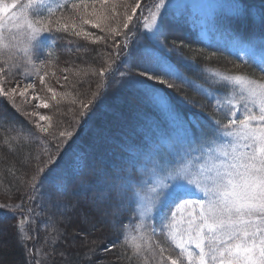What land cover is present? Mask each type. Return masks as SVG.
Wrapping results in <instances>:
<instances>
[{
	"label": "snow or ice",
	"instance_id": "1",
	"mask_svg": "<svg viewBox=\"0 0 264 264\" xmlns=\"http://www.w3.org/2000/svg\"><path fill=\"white\" fill-rule=\"evenodd\" d=\"M122 6L121 21L116 19L120 15L116 0L111 4L109 0H103L99 8L95 3H72L67 16L63 11L57 15L58 10L65 7L59 0L55 4L51 0H26L23 3L21 0H0V97L14 105L17 95L24 97L28 88H35L31 83L19 92V84L6 88L8 78L22 71L26 79L33 75L39 77L40 84L59 105L68 94L58 93L45 84L44 77L49 73L44 71L41 75L47 67L41 57L46 55V49L55 45L57 34L70 30L76 37L103 41L104 36L93 38V34L83 28V25H91L101 29L102 23L104 31L114 37L123 36V46L127 47L128 33L119 29L131 31L129 25L141 4L137 0L133 6L125 0ZM182 7L187 8V5H179L176 0H155L141 20L151 44H144L133 36L137 48L123 53V59L122 53L117 51L108 67L100 69L101 76L118 73L119 80L115 83H129L143 101L166 112L172 124L171 132L162 141L143 147L123 146L128 159L112 173L113 183L107 197L108 207L112 210L110 214L120 216L128 210L133 213L135 225L131 226V231L122 226L121 236L123 246L131 250L130 259H134L135 264H264V39H244L226 23L251 15L243 0H233L227 6L207 5L209 30L218 34L231 54L241 61L233 67L251 65L261 75L253 78L254 74L206 69L210 71V84L231 90L221 93L195 85L170 60L173 53H179L186 45L183 41L178 45L175 40L169 45L166 39L165 18L175 17ZM41 9L46 14H42ZM112 20L117 27L109 25ZM260 23L264 25V10L260 13ZM6 28L8 37L4 35ZM115 47L120 49L121 45ZM17 50L23 53L19 59ZM134 56L135 66L143 71L136 72L126 63ZM180 60L186 66L199 67L182 54ZM121 67L125 70L121 71ZM158 73L194 86L208 96L217 111L224 114L226 123L209 114V133L201 141H195L189 125L172 110L167 93L157 86L171 89L173 85L162 80ZM64 79L67 81L68 77L64 76ZM32 98L38 100V107H50L47 99ZM181 99L188 103L186 98ZM80 105L85 110L82 115L90 118L92 101H81ZM24 115L39 116L36 126L41 133L47 134L45 139L55 149V152L49 150L46 153L44 167L36 168L31 180L35 191L37 182L42 185L45 180L58 178L63 160L59 145L66 144V152L71 143H75L74 132L58 130L59 125L54 128L51 117L38 112ZM40 121L49 123L45 125ZM31 135L35 136L34 133ZM18 139L22 141L27 137L20 133ZM99 174L102 177L109 175L103 170ZM193 186L199 198H190ZM157 213H160L159 223L156 222ZM23 225L24 221H20L21 229Z\"/></svg>",
	"mask_w": 264,
	"mask_h": 264
},
{
	"label": "rangeland",
	"instance_id": "2",
	"mask_svg": "<svg viewBox=\"0 0 264 264\" xmlns=\"http://www.w3.org/2000/svg\"><path fill=\"white\" fill-rule=\"evenodd\" d=\"M24 1L26 2V0ZM69 1L70 0H59V2H61L62 4H65L66 2H69ZM51 2L55 4L58 2V0H51ZM102 2L103 0H96L92 2H83V3H87L90 5L95 3L97 8H99ZM112 2L113 0H109V4H111ZM136 2L137 0H126L127 4L133 5V6L136 4ZM232 2L233 0H176L177 4L182 5V6L188 5L190 7L191 9L190 14L192 16L194 15L196 17L195 20L199 21V32L206 39L210 41H214V42H221L223 44H225L224 40L218 34L209 30L211 28V24L209 21V9L206 6L207 5H218V4L227 6L228 4ZM116 3H117V13L120 14L116 17V19L122 21L123 19L122 13L124 11V8L122 5L125 3V0H116ZM153 3H155V0H140L141 8L137 10V14L133 18L132 24L129 25V29H131V31L122 29V27L119 29L121 32L128 33L130 42L128 43L127 48H129L130 46H133V44L135 43V40L133 41V37L131 36H135L136 39H139L142 42L144 41L143 38L149 39V35L143 28L141 20H142V15H147L146 10ZM63 13L66 16L70 15V11L68 10L63 11ZM59 14L60 12L57 13V15ZM173 19L174 18L171 15H169L165 18V21H164L166 33H167V28L169 32L168 37H166L169 45H171V42L173 40L177 41L178 45L180 44L181 41H183V44L186 46H182L180 50L185 51V53H192L195 50L194 44H192V42L189 39H187L185 35L181 33V31L178 30L177 26L173 25L171 21ZM76 22L79 25V21L77 20ZM108 23L111 27L118 26L114 20L109 21ZM226 23L228 22L226 21ZM83 28L85 31L91 32L93 34V38L95 36H104L103 41H98V42L103 43L102 44L103 49L102 51L100 50L102 55L99 56L101 54L99 52L98 56H92V48H90V46H87L86 43L83 42L86 38L84 39L83 37H76L72 34L70 30L68 32L69 34L68 36L70 39L69 43L71 44L70 52L72 53L66 54L68 56L67 59L63 57V59H61L57 65H54L52 63L51 65H48V67L45 68V71L49 72L50 70L49 73L52 75V76L50 75L51 79H54V80L56 79L59 81V83L61 82L60 83L61 89H57L56 87H53V88H55L58 93H67L68 94L67 98L63 99L61 103L57 105L55 101L51 99V93H46L45 91L46 87L44 85H41L40 83L34 84L35 75L31 76L30 79H26L25 76L22 74L21 76H17L19 74L17 73L15 76H10L8 78V83L6 84V88L16 87V85L19 84V88H17V92H19L21 89H24L27 84H30V83L34 84L35 88H28L25 92L24 97L17 95L15 97L14 105L10 101L11 105H13L16 109H18L15 112H18L19 115H15L14 117L12 115L10 117V115H8V113L4 110V107L0 105L1 118L5 119L6 116H8L7 118L9 120L11 119L15 121L17 118L21 117V118L26 119L27 117L36 126L35 122L39 121V116H35V117H32L30 115L26 116L24 115V113L30 114L32 112H38L40 115L51 117L50 122L52 123L54 128H56L57 125H59L58 130H65V129L71 130L74 132L75 137L78 132H81L83 130L85 125L87 129L88 123L91 121V119L85 115H82V113L85 110L81 108L80 102L83 101L84 103H87L90 100L89 95L91 92L94 93L96 92V90L99 91V89L101 92L102 82H104V80H107L109 75L106 76L107 74L106 73L105 75L101 76L99 74L100 69L104 68V66L105 68L108 67L109 62L115 59V55L117 51H120L122 53L121 59H123V53H126L127 50L125 49L126 47L123 46V36L114 37L112 34H109L108 32L104 31L103 23L101 25V29H96L92 27L91 25H83ZM105 33L107 34L104 35ZM4 35L6 37L9 36L8 28L5 29ZM241 36L244 39H249V38L244 37L243 35ZM260 39L261 38L256 39V40L258 41ZM86 40L93 41V39H86ZM116 44H120L121 48L117 49L115 47ZM133 50L135 49L133 48ZM177 54L179 56L180 52L173 53V55H175L177 58L180 59V57H178ZM22 56H23V53L17 50V59H19ZM90 56H91V59H89ZM0 60H2V58H0ZM118 62L120 61H116V63ZM62 63H64L65 66H62ZM222 63L225 64L224 67L219 66V64H222ZM183 64L185 68L188 70V72L186 71L185 73L194 74V77L197 75L200 77V79H191L190 76L184 74L189 80L193 81L196 85H201L204 88H208L214 91H219L221 93L230 91L231 89L230 88L229 89H218L217 85L210 84L209 83L210 71H223V72H228V73H238L236 72V70H232V67H230V64L228 63V60L221 61V63L215 65L218 68L219 67H221L222 69L224 68V70H221V68L218 69V68H213L210 66H201V67L199 66L198 68L189 67V66H186L185 63ZM121 68H122V71L125 70L124 67H121ZM65 69H68V71L65 72L64 71ZM206 69L210 71H206ZM55 70L57 71L56 73H55ZM112 75H110V77ZM64 76L68 77L67 81H65ZM259 77L260 76H254L253 78H259ZM48 79H49L48 75L44 77L46 85H47ZM161 79L168 80L169 83L173 85L172 88L177 90V97L181 101V104L176 102V105L178 107H181L182 104L185 102L184 99H181V97L184 96V94L181 93L180 91V88L182 87V85L180 83L175 84L174 81L171 80L170 78L161 77ZM109 82L112 85H115V86L117 85L114 79H111ZM47 86L51 87L52 85L50 84V82H48ZM157 86L164 89V91L166 89V86L164 85L158 84ZM125 90L121 92L124 97H122L119 93H117V90H115L108 97L106 102L105 101L102 103L97 102L96 108L98 109L99 113L96 112L95 119L93 122L96 127L93 128V130H91L90 133H92L91 138L94 137L93 135L98 132H99L98 134H101V135L98 138L96 137V141H95V138L93 139L90 138L91 139L90 143L93 144L95 150H94V155L89 158V165H90L89 170L86 172L84 177H79L78 179H76L70 184L71 190L68 191L66 196L63 197L64 200L70 201V205L68 204V205H65L64 207L62 205L61 207L58 206L59 201H62V195L58 193V191H60V187L57 184L54 187H52V185L49 184L48 180L44 181L41 187L40 185L39 187L37 186L38 188H36L35 191H32L31 196H29L31 197V199H28V201H30L31 207L34 209L36 208V206H35V202H33V199H35V197L37 196L39 197V195H41L42 193L41 195L42 198L40 200L41 203H39L41 205V208L43 209L45 208V206L50 207V214L54 215V217H52L51 215L45 218L46 220H44V222L42 221L43 223L41 225H46V223L50 222V227L52 228V226L55 225V223L53 224V221H54L53 218H55L56 222L60 223V226H59L60 230H55V232L57 231L56 233H58V235L55 234V237H52L53 239H51L50 235H47L48 233L45 232V230H43L40 240L45 246H35V251L36 250L40 251L42 247L45 248L43 250L44 256L42 259L36 257L37 263L35 264H111V261L115 259L114 258L115 255L110 252H112L111 246L116 241L115 239L116 235L112 234L111 236V234L109 233L112 232V228L109 229V225L107 222H106V225L105 223H103L104 221H106L105 218L108 221L113 216L110 214L111 213L110 211L108 212L107 205L105 203V201H108L107 197L109 196L111 192V184L113 183V179H110V176L102 177L99 173L101 170L105 168V166L108 165L106 163L107 161L112 162L113 158L115 159V157H113L112 154H114V152L117 151V149L111 150L109 148L114 145H111V143L108 141L106 137L107 130L113 129L116 131H119V130L121 131V129L118 128V125L119 123H122V122L120 121L121 119L119 116L117 115L114 117L110 116L111 117L110 118L108 117V115L109 114L112 115L111 112H114L118 109L125 110L126 112L133 110L134 112L133 118L135 122L136 120L135 118L139 117L141 119V115L143 114V112H145V110L141 109V107L138 104L131 103V101L127 98L128 96L131 97L133 93H135V92L133 93L131 92V91H134V88L131 85H129L127 86V88H125ZM75 92L79 93L80 96H78V100L76 101V104L73 105L72 99L73 97L77 95ZM46 94L48 96L47 100L49 102L50 107L47 109L38 107V100L33 99L32 97L39 96V97H43L46 99L47 97ZM1 98L3 99V97H0V99ZM58 99H60L59 96H58ZM126 101L128 103H126ZM169 103H170L172 110L179 116V118L185 121L189 125V130H190V135H191V129H192L193 123L197 121L198 118L196 116L190 117L189 114L187 113H182L179 110V108H177L174 105L173 101H171L170 99H169ZM200 103L201 105H196L194 109L198 112H202V111L204 112L201 116L198 115L201 118L203 123L207 124L208 126L210 125L208 121L209 114L216 120H220L226 123V118L224 114L217 111V109L214 107L213 101L210 98H209V102L206 101V104L203 102H200ZM96 108L93 105L90 106V110L92 111V113L94 112L93 110ZM19 109H22L21 113L19 112ZM164 113H165L164 120H166V127H165L166 129H164L163 125L159 126V130H161L160 137H158L156 141H162V139L172 130V124L169 119V116L166 112ZM128 122L132 124L133 120H130ZM197 122H199V120ZM40 123L47 125L49 121H40ZM11 125L15 126L17 124L16 122H12ZM43 134L47 136L46 133H43ZM28 135H31V134H28ZM36 137H38V134H36ZM33 144H36L37 146L35 145L34 151L32 152V159L31 161L29 160V164L27 165L29 167L27 171L25 172L26 175L23 179L24 182L29 185H31V180H32L31 177H33V175L36 174V168L44 167L43 161L47 159L46 153L50 149L47 145L41 146V147L38 146L37 142H34ZM52 150L53 152H55L54 148ZM108 154L109 156H107ZM120 164H122V166L124 165L122 161ZM120 164H117V166H119ZM112 170L114 172L117 171L116 168ZM192 191H193V195L190 198L192 199L199 198V193L197 192L194 186L192 187ZM46 195H49V198H46ZM68 208L70 209L69 213H65V211H67ZM104 212L106 213L104 214ZM0 220L2 219L0 218ZM12 222L13 221H11V223L10 221L0 222V246L2 248H5L6 250H8L9 248L13 246L14 247L18 246L17 244L19 243L17 239V235H16V233H18V230L16 226L12 224ZM28 226H29L28 232H30L32 230L31 224H28ZM61 226H63L64 231L61 228ZM47 230H50V229H47ZM31 237L32 239H34L33 236ZM56 241L62 242L63 246L65 247L56 251L52 247V244H54ZM101 252H103V256H101L100 254ZM4 255L5 254L0 253V264H10L7 256L6 255L4 256Z\"/></svg>",
	"mask_w": 264,
	"mask_h": 264
},
{
	"label": "trees",
	"instance_id": "3",
	"mask_svg": "<svg viewBox=\"0 0 264 264\" xmlns=\"http://www.w3.org/2000/svg\"><path fill=\"white\" fill-rule=\"evenodd\" d=\"M92 1H96V0H70L69 2H66L64 4L65 7L58 10L57 13H59L60 11H67V10L70 11L72 3L92 2ZM7 2H10V0H7ZM21 2L23 3L25 1L21 0ZM243 5L250 10L251 15L244 19L228 20L227 22L232 27V29H234L237 33H240L246 38H249L251 40H256L259 38L264 39V25L260 23V13L261 10H264V0H243ZM41 12L42 14H46L44 9H41ZM190 13H191V9L187 5V8L182 7L180 12H178L175 17L171 15L174 18L173 20H171L173 25L177 26L178 30L181 31V33H183V35H185V37L189 39L192 42V44H194L195 46V50L192 53H185V51L180 50V55L182 54L183 57L189 58L190 61L192 60L191 61L192 63L200 67L210 66L213 68H218L215 65L221 63V61L228 60L230 67H232V70H236V72H241L249 75L254 74V76L261 75L251 65L247 67L234 68L233 64L234 63L240 64L241 61L237 60L236 57L231 54V52L227 49L225 44L206 39L199 32V21L195 20L196 17L194 15L192 16ZM106 34L107 33H105L104 35ZM166 34H167L166 37H168L169 34L168 28ZM68 35H69L68 33H63V32L57 34L55 45L51 49H46V55L41 57V59L45 61L47 67L52 63L54 65H57L60 62V60L63 59V57L67 59L68 56L66 54L72 53L70 52L71 44L69 43L70 39ZM143 39H144L143 41L144 44H149V45L151 44V41L149 39L147 38L146 39L143 38ZM83 42H85L87 46H90V48H92V56H98L100 50L102 51L103 49V45H102L103 43L101 42H93L91 40H86V39ZM127 47L125 48L127 52H129L131 49H132L131 51H133V48L134 49L137 48L135 43L133 44V46H130L129 48ZM48 52H50V55L47 54ZM101 55L102 53L99 56ZM180 55L178 56L177 54L178 57H180ZM89 59H91V56L89 57ZM170 60L182 72L184 71L183 73L185 75L190 76L191 79H200L198 75L194 77V74L185 73L186 71L188 72V70L185 68L181 60L177 58L175 55L172 54L170 56ZM135 61L136 59L134 56L132 60L126 61V63L131 64L133 70L136 72L143 71L142 68L135 66ZM39 63L40 61H38V64ZM224 65H225L224 63L219 64V66L222 67H224ZM62 66H65L64 63H62ZM220 68L221 67H219L218 69ZM120 70L122 71V68ZM221 70H224V68L223 69L221 68ZM44 71L45 69L41 71V75H43ZM56 72L57 71L55 70V73ZM21 74L23 75L22 71L19 72L17 76H21ZM50 75L51 74L49 73L48 74L49 79L47 81V85L48 82H50V84L52 85L51 87H56L57 89H61L60 87L61 82L59 83L58 80L51 79ZM158 75H160V78L161 77L169 78L167 76H164L163 74L158 73ZM106 76H108V74H106ZM34 77H35L34 84H39L40 83L39 77L37 76ZM109 79L110 80L114 79L115 81L119 80L118 73H113L111 77L109 75L108 79L102 82V88L100 87L101 92L100 89L99 91L96 90V92L94 93L89 92L90 93L89 99L92 101V105L95 108L97 107L96 106L97 102L98 103L99 102L102 103L104 101L106 102L108 97L115 90H117V93H119L122 97H124L121 92L124 91L125 88H127V86L130 85L125 81V82L117 83V85L115 86L109 82L110 81ZM173 81L175 84L180 83L182 85L183 89L181 87L180 91L181 93L184 94L183 97L187 99L188 103L184 102L181 107H178L176 105V102L181 104V101L177 97V90L173 88L171 89L166 88L165 92L167 93L168 98L171 101H173L174 105L177 108H179V110L182 113H187L189 114L190 117L196 116L198 118L197 121L199 120V122L195 121L193 123L191 129V136L195 141L199 142L209 133L210 125L208 126L207 124L203 123L201 118L198 116V115L201 116L204 112L203 111L198 112L194 108L196 107V105H201L200 102H203L205 104L206 101L209 102V97L203 94L202 92L197 91L194 86L182 83L177 80H173ZM135 90L136 89H134V91H131L132 93L133 92L135 93H133L131 97L128 96L127 98L131 101V103H136L141 107V109L145 110V112H143V114L141 115V119L137 117L135 118L136 120L134 122L133 110L126 112L125 110L118 109L114 112H111L112 115L110 114L108 115V117L110 116L114 117L117 115L120 117L121 119L120 121L122 122L119 123L118 125V128H120L121 131L120 130L116 131L113 129L107 130L106 137L108 141L111 143V145H114L109 148L111 150L117 149V151L114 152V154H112V156L115 157V159L113 158L112 162L107 161L106 163L108 165L105 166V168L103 169V171L110 174L108 175L110 176V179H113L112 173H115L112 169L115 168L117 170L120 169L122 167V164H120L121 161L124 164L125 161L128 159V154L123 150L124 144L126 143L135 144L141 147H143L145 144L150 145L151 143L156 141L158 137H160L161 130H159V126L163 125L164 129H166L165 128L166 120H164V116H165L164 111H161L160 109L143 101L139 97L137 91ZM45 91L46 93H48L47 88L45 89ZM76 94L77 97L75 96L72 99L73 105L76 104V101L78 100V96H80L79 93ZM94 94H96L95 97ZM46 99H48V96L46 97ZM126 103L128 102L126 101ZM193 103L195 106L194 107L190 106ZM0 105L4 107V110L8 113V115H10V117L12 115L13 117L15 115H19L18 112H15L18 109H16L13 105H11L10 101L1 98ZM21 111L22 109H19L20 113ZM93 111L94 112L90 117L92 122L90 121L88 123L87 129L85 125L83 130L81 132H78L76 137L74 136L75 143H71V141H69V143H71V147H68L66 152L64 151L66 144L61 143L59 145L61 149V153L63 154L60 173L57 179L55 180L48 179L49 184H51L52 187H54L56 184L60 187V191H58V193L62 195V201L58 200L59 207H61V205L63 207L68 204L70 205V201H66L63 198L64 196H66L67 192L71 190L70 184L79 177H84L86 172L89 170L90 167L89 158L94 155V150H95L93 144H91L90 141L93 138H95L96 141V137L98 138L101 135L98 134L99 133L98 132L95 133L93 135L94 137L91 138L92 133L90 132L91 130H93V128L96 127L93 122L95 119L96 112H98V109L96 108ZM7 117L8 116H6V118L4 117L5 119H3L0 116V218L2 219L0 220V222L10 221L11 223V221H13L12 224H14V226H16L18 230V233H16V235L19 243L17 244L18 246L15 247L13 246L8 250L0 246V253H3L7 256L10 264H35L37 263L36 257L42 259L44 256L43 250L45 248L42 247L40 251L39 250L35 251V246H45L40 240L43 230H45V232L48 233L47 235H50V238L53 239L52 237H55V234L58 235V233H56L57 231L55 232V230H60L59 229L60 223L56 222L55 218H53L54 220L53 224L55 223V225L52 226V228L50 227V222L46 223V225H41L44 222V220H46L45 218L52 215L50 214V207L45 206V208L43 209L41 208V205L39 203H41L40 200L42 198L41 197L42 193L41 195H39V197L37 196L35 197V199H33L36 208L33 209L31 207V203L30 201H28V199L33 191L32 186L25 183L23 179L26 175L25 172L29 167L27 165L29 164V160L31 161L32 159V152L34 151L36 145L33 143L37 142L38 146L40 147L47 145L52 152H53L52 150L53 148L50 147L48 141L45 139L47 136L41 133L39 129L35 126V124L27 117L26 119L20 117L17 118L15 121L11 119L9 120ZM130 120H133L132 124L128 122ZM12 122H16L17 125L15 126L11 125ZM20 133L25 135L27 139L22 141L18 139V134ZM32 133H34L35 136L28 135ZM36 134H38V137H36ZM107 156H109V154ZM55 158L56 157L53 156V159ZM117 164L120 165L117 166ZM37 184L38 187L39 185L41 187V184H39V182H37ZM46 198H49V195H46ZM105 203L107 205L108 212L109 211L111 212L112 210L108 207V201H105ZM18 205H22L23 207H17ZM29 209L31 210V212H29ZM69 210L70 209L68 208L67 211H65V213H69ZM105 213L106 212H104V214ZM52 217H54V215H52ZM159 219H160V213H157L156 214L157 223H159ZM105 220L106 221H104L103 223H105L106 225L107 222L109 225V229L112 228V232H110L109 234H111V236L112 234L116 235L115 236L116 241L111 246L112 252H110L113 253L116 257L113 255L115 259L111 261V264H135V260L130 259L131 250L123 246V240L121 236L122 226L128 227L129 231H131V226H134L136 223L131 210L122 212L120 216H112L111 219H109L108 221L106 218ZM20 221H24V225L22 229L20 228ZM28 224H31L32 227V230L30 232H28V228H29ZM61 228L64 231L63 226H61ZM31 236H33L34 239H32ZM157 239H159V237H157ZM52 247L56 251H58L64 248L65 246H63L62 242L56 241L54 244H52ZM100 254L101 256H103V252H101Z\"/></svg>",
	"mask_w": 264,
	"mask_h": 264
}]
</instances>
